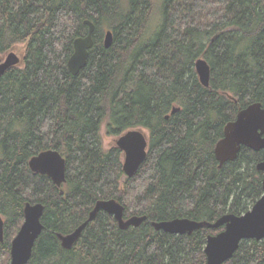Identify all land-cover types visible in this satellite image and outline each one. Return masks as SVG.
Instances as JSON below:
<instances>
[{
  "label": "trees",
  "instance_id": "16d2710c",
  "mask_svg": "<svg viewBox=\"0 0 264 264\" xmlns=\"http://www.w3.org/2000/svg\"><path fill=\"white\" fill-rule=\"evenodd\" d=\"M0 0V55L25 45L22 67L0 78V264L23 222L25 203H41L43 231L27 264H204L208 235L155 231L151 222H214L241 216L263 194L261 152L242 148L218 168L214 145L223 127L251 103L264 106V0ZM95 25L94 45L76 76L67 61L73 41ZM113 33L105 49L103 38ZM202 57L209 87L194 71ZM173 107L179 110L170 115ZM148 132L147 157L124 178L122 154L100 135ZM55 150L65 159L57 188L28 161ZM114 199L124 218L146 216L120 230L99 212L70 250L66 235L99 200ZM224 264H264V239L242 241Z\"/></svg>",
  "mask_w": 264,
  "mask_h": 264
},
{
  "label": "water",
  "instance_id": "95a60500",
  "mask_svg": "<svg viewBox=\"0 0 264 264\" xmlns=\"http://www.w3.org/2000/svg\"><path fill=\"white\" fill-rule=\"evenodd\" d=\"M83 25L88 28L87 34L74 39L73 53L67 61V69L73 76H76L86 66L89 52L94 45V23L84 20ZM112 43L113 33L107 30L103 38V46L108 49ZM21 62L22 60L13 51L7 52L4 59H0V78L9 69L19 67ZM194 71L201 86L208 88L210 67L206 60L202 57L196 59ZM178 110L179 108L173 107L170 114ZM168 118L169 115L165 117V119ZM113 146L122 154L123 177H134L147 157L149 140L145 130L142 128L128 129L116 137ZM241 148L255 152L262 151V160L256 165V169L263 174V194L250 210L241 216L225 214L211 223L186 218L151 222L155 231H163L171 235L190 236L203 228L223 227V230L216 235L207 236L203 249L204 264H224L234 256L242 241L255 240L258 242L264 239V106L260 103H251L239 110L235 119L224 126L223 136L214 147V155L219 168L226 162L234 161ZM28 167L32 173L48 177L57 188L65 184V159L55 150L42 151L31 157ZM99 212L112 216L120 230H127L130 227L137 228L147 220L146 216L124 218V207L116 200H99L88 214L87 219L76 229L66 235L56 234L61 248L72 249L84 229L94 221ZM43 213L44 206L41 203H25L23 222L11 240L10 260L7 264H27L29 262L35 243L43 231L41 223ZM3 240L4 226L0 217V243H3Z\"/></svg>",
  "mask_w": 264,
  "mask_h": 264
},
{
  "label": "rangeland",
  "instance_id": "374dc122",
  "mask_svg": "<svg viewBox=\"0 0 264 264\" xmlns=\"http://www.w3.org/2000/svg\"><path fill=\"white\" fill-rule=\"evenodd\" d=\"M151 1H152L153 5H154V8H155L154 13H153L154 16H153V19H152L153 23H151L153 25L152 27H154L155 25H157V23L159 22V19H160V9L159 8H160V5H161V0H151ZM9 51H13L22 60L21 64L19 65V67H22L23 66L24 53H25V45H23V44L15 45ZM5 55H6V53L3 54V55H0V59L3 60ZM145 134L148 135V132L145 131ZM100 135H101V139H102V145H103V148L105 150L111 148L114 145V140L116 139V137L108 135L106 133L105 124H103L101 126Z\"/></svg>",
  "mask_w": 264,
  "mask_h": 264
},
{
  "label": "flooded vegetation",
  "instance_id": "af4514ba",
  "mask_svg": "<svg viewBox=\"0 0 264 264\" xmlns=\"http://www.w3.org/2000/svg\"><path fill=\"white\" fill-rule=\"evenodd\" d=\"M262 106H263V105H262ZM177 108H178V107H177ZM242 109H243V108H242ZM168 115L170 116L171 114L169 113ZM166 116H167V115H166ZM166 116H165V117H166ZM234 119H235V118H234ZM234 119H233V120H234ZM166 120H167V119H166ZM233 120H232V121H233ZM229 122H230V121H229ZM226 124H227V123H226ZM226 124H225V125H226ZM223 128H224V127H223ZM144 130H145V129H144ZM145 131H146V130H145ZM118 136H119V135H118ZM147 136H148V135H147ZM222 136H223V134H222ZM115 137H117V136H115ZM221 138H222V137H221ZM221 138H220V139H221ZM220 139H219V140H220ZM216 143H217V142H216ZM216 143H215V144H216ZM148 147H149V146H148ZM214 147H215V145H214ZM241 149H242V148H241ZM246 149H247V148H246ZM249 150H250V149H249ZM213 151H214V150H213ZM251 151H252V150H251ZM253 152H255V151H253ZM259 152L262 153V151H259ZM147 153H148V152H147ZM214 156H215V155H214ZM215 159H216V158H215ZM216 161H217V160H216ZM257 164H258V163H257ZM257 164H256V165H257ZM218 165H219V163H218ZM218 168H219V166H218ZM220 168H221V167H220ZM256 170H257V169H256ZM262 175H263V174H262ZM262 179H263V178H262ZM222 216H223V215H222ZM219 218H220V217H219ZM215 221H216V220H215ZM221 228H222V230H223V227H221ZM222 230H221V231H222ZM221 231H220V232H221Z\"/></svg>",
  "mask_w": 264,
  "mask_h": 264
}]
</instances>
